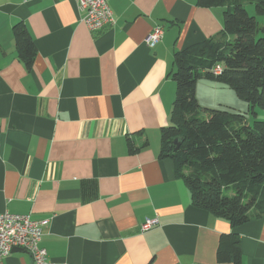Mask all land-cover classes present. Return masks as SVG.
<instances>
[{"label":"crops","instance_id":"1","mask_svg":"<svg viewBox=\"0 0 264 264\" xmlns=\"http://www.w3.org/2000/svg\"><path fill=\"white\" fill-rule=\"evenodd\" d=\"M108 3L114 22L90 31L77 0H0V213L47 219L40 245L55 264H232L216 260L229 232L242 264H264V216L231 227L194 206L174 160L160 154L173 53L217 36L223 8ZM18 22L36 47L30 70L17 56ZM156 25L163 33L150 47ZM86 179L94 197L84 196ZM146 218L159 223L141 231ZM2 264L35 262L12 251Z\"/></svg>","mask_w":264,"mask_h":264},{"label":"trees","instance_id":"2","mask_svg":"<svg viewBox=\"0 0 264 264\" xmlns=\"http://www.w3.org/2000/svg\"><path fill=\"white\" fill-rule=\"evenodd\" d=\"M245 3L264 16V0H196L199 7L223 8V29L173 53L169 75L175 99L169 124L160 128V154L174 160L191 203L231 227L264 216V25ZM13 37L18 58L30 70L37 51L24 23L13 26ZM217 64L222 70L214 74ZM201 77L228 85L247 109L204 108L206 115L200 116L196 83ZM127 147L130 153L138 150L129 137ZM81 189H90L84 196L94 197L96 183L82 180ZM216 260L242 264L236 234L219 236Z\"/></svg>","mask_w":264,"mask_h":264},{"label":"built area","instance_id":"3","mask_svg":"<svg viewBox=\"0 0 264 264\" xmlns=\"http://www.w3.org/2000/svg\"><path fill=\"white\" fill-rule=\"evenodd\" d=\"M77 2L79 9L84 11L82 21L90 31L100 30L114 22L108 0H77ZM162 33V26L156 25L146 39L147 45L154 46L160 40ZM221 70L219 64L212 68L214 74H219ZM47 222V219L34 220L28 214H14L7 211L0 213V264L16 247L25 249L35 264H55L47 259L46 250L40 245L43 228ZM158 223L157 218H146L140 229L147 231Z\"/></svg>","mask_w":264,"mask_h":264},{"label":"rangeland","instance_id":"4","mask_svg":"<svg viewBox=\"0 0 264 264\" xmlns=\"http://www.w3.org/2000/svg\"><path fill=\"white\" fill-rule=\"evenodd\" d=\"M248 12L252 15H255L254 6L250 3H245ZM256 16V15H255ZM257 20L260 22V19H264V16H256ZM261 24V22H260ZM258 36H261L263 32L259 31ZM196 97L197 101L201 107L200 116H205L204 108H221V109H239L245 111L247 109V104L244 100L239 98L234 91L226 84L219 83L204 77H201L197 80L196 83ZM241 101V102H239ZM239 103H243L240 105ZM260 112V110L257 108ZM203 111V112H202ZM262 117V115H259ZM248 120L251 121L252 116L247 115ZM229 189L227 193H230Z\"/></svg>","mask_w":264,"mask_h":264},{"label":"water","instance_id":"5","mask_svg":"<svg viewBox=\"0 0 264 264\" xmlns=\"http://www.w3.org/2000/svg\"><path fill=\"white\" fill-rule=\"evenodd\" d=\"M178 143H177V146H176V148L178 147ZM12 251H26L25 249H22V248H19V247H16V248H14V249H12Z\"/></svg>","mask_w":264,"mask_h":264}]
</instances>
